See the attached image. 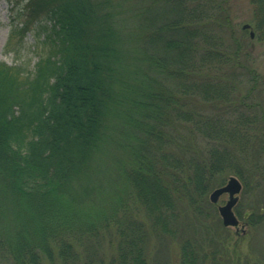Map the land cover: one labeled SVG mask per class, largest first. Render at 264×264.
<instances>
[{"label":"trees","instance_id":"16d2710c","mask_svg":"<svg viewBox=\"0 0 264 264\" xmlns=\"http://www.w3.org/2000/svg\"><path fill=\"white\" fill-rule=\"evenodd\" d=\"M7 1L20 22L16 63L0 61V264L102 263L104 241L107 264H149L152 231L184 235L183 210L206 215L252 141L264 151V114L237 94L250 33L228 0ZM251 3L241 29L264 42ZM185 235L180 264H206Z\"/></svg>","mask_w":264,"mask_h":264},{"label":"rangeland","instance_id":"374dc122","mask_svg":"<svg viewBox=\"0 0 264 264\" xmlns=\"http://www.w3.org/2000/svg\"><path fill=\"white\" fill-rule=\"evenodd\" d=\"M226 5L233 18L236 35L248 37L250 31L243 33L241 27L252 18L251 0H228ZM14 15L8 1L0 0V61L10 64L16 63V56L15 53L6 51L5 42L11 25L20 22V18ZM29 42H32V39ZM29 44H26L27 51ZM35 46L34 49L30 45L33 51L27 53L31 57V66L38 57V52L46 53L50 48L48 43L41 40ZM245 50L246 54L240 57L241 67L237 68V94L243 95L247 113L251 116H261L264 114V42L254 36ZM248 68L257 74L256 82L247 73ZM251 84H254V87L249 92ZM219 107L221 106L216 108L220 109ZM204 108L210 111L215 109V106L204 105ZM248 156L251 164H244L241 175L228 173L223 184L214 188L226 185L231 178L237 179L241 184L240 190L234 193L237 200L233 205L239 223L224 224L219 208L227 203L230 192L225 191L219 195L217 201H211L210 194L214 190L212 189L208 194L210 203L205 204L206 215H196L190 209L183 210V224H186V227L183 226L184 235L171 237L157 235L152 231L149 240V264H180V240L187 237V233L193 235L192 239L200 241L204 254L208 255L206 264H264V151L258 141H252ZM194 229L195 232H192ZM109 244L104 241L99 246L98 251L107 253L108 257L105 262L97 264H107L109 255L114 253L115 245Z\"/></svg>","mask_w":264,"mask_h":264},{"label":"water","instance_id":"95a60500","mask_svg":"<svg viewBox=\"0 0 264 264\" xmlns=\"http://www.w3.org/2000/svg\"><path fill=\"white\" fill-rule=\"evenodd\" d=\"M243 28H250L249 23L243 24ZM250 36L254 37L255 33L253 30H250ZM241 188V184L235 178H231V180L224 186L218 187L214 189L210 194L211 201H217L219 195L225 191L230 192V198L226 204L221 205L219 210L223 217V222L226 225H237L239 223V219L233 211V205L235 204L237 198L234 193L238 192Z\"/></svg>","mask_w":264,"mask_h":264}]
</instances>
